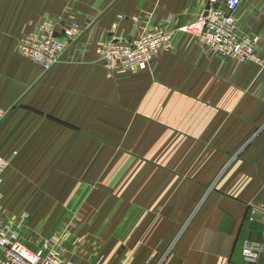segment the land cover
Wrapping results in <instances>:
<instances>
[{
    "label": "crops",
    "instance_id": "0c3cea01",
    "mask_svg": "<svg viewBox=\"0 0 264 264\" xmlns=\"http://www.w3.org/2000/svg\"><path fill=\"white\" fill-rule=\"evenodd\" d=\"M208 3L0 0V218L24 245L51 235L73 264H229L264 244L247 218L264 207V71L176 30ZM234 18L264 59V0ZM47 19L81 34L44 71L17 46ZM149 28L174 31L169 51L109 77L97 46Z\"/></svg>",
    "mask_w": 264,
    "mask_h": 264
},
{
    "label": "built area",
    "instance_id": "2783aa9c",
    "mask_svg": "<svg viewBox=\"0 0 264 264\" xmlns=\"http://www.w3.org/2000/svg\"><path fill=\"white\" fill-rule=\"evenodd\" d=\"M240 1L224 0L223 4L216 5V0H209L206 15L199 16L176 30L193 37L216 56L240 63L250 62L258 71H264V59L256 54L257 36L243 34L235 25L234 13ZM54 26L51 19L43 20L18 41L19 55L44 71L57 64L68 46L81 34L80 25L76 21H71L59 36L54 34ZM173 34L172 30L149 28L129 42L114 38L102 42L97 46L96 52L108 69L109 77L115 74L143 73L149 70L155 57L169 51ZM5 167L6 162L0 158V188ZM247 218L264 224V207L251 205L247 209ZM52 241L51 235L44 236L42 247L33 250L19 240V233L14 225L0 218V264H73L60 256L51 246ZM263 253L264 244L245 241L241 248L242 262L229 264H258Z\"/></svg>",
    "mask_w": 264,
    "mask_h": 264
},
{
    "label": "water",
    "instance_id": "95a60500",
    "mask_svg": "<svg viewBox=\"0 0 264 264\" xmlns=\"http://www.w3.org/2000/svg\"><path fill=\"white\" fill-rule=\"evenodd\" d=\"M127 40L130 41V40H131V36H129V37L127 38Z\"/></svg>",
    "mask_w": 264,
    "mask_h": 264
}]
</instances>
